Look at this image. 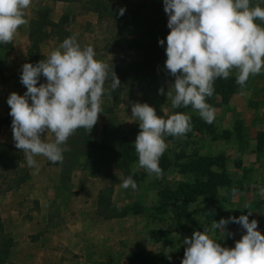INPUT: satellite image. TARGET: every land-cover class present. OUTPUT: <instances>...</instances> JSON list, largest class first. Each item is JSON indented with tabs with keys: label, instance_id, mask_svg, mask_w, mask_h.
<instances>
[{
	"label": "rangeland",
	"instance_id": "obj_1",
	"mask_svg": "<svg viewBox=\"0 0 264 264\" xmlns=\"http://www.w3.org/2000/svg\"><path fill=\"white\" fill-rule=\"evenodd\" d=\"M127 2L141 14H151L158 18L156 27L164 31L158 35L160 39L166 40L170 29L167 27L169 17L164 11L163 0ZM253 3H260L264 7V0H253ZM53 6L49 1L38 9L47 8L48 17L56 20L58 14ZM110 19L102 18L99 23L95 22L96 27L90 26L87 20L84 24L69 20L65 28L76 35L82 47L92 45L95 58L111 67H121L127 62L140 59V44L147 36L141 35L139 31L120 32L118 24ZM42 47L45 46L41 44L40 51ZM6 49L0 47V72L3 77L0 80V91L7 101L9 95L16 91L18 83L8 81L5 84L4 71L9 70L7 58L10 56L9 52L6 54ZM166 59V55L160 57L159 70L153 79L138 77L112 95H104L101 105L103 111L97 123L90 132L85 129L92 142L103 140L108 143L115 139L116 143H120L119 148L115 145L116 151L123 146L130 155L118 157L109 151L100 152L106 156V161L99 169L98 178L89 176L80 166L74 165L69 180L62 182L60 177L63 173H60L57 165L59 172L56 182L52 184V179L49 181L54 190L56 205L61 208L47 213L46 226L51 228L54 223L64 224L65 221L75 224L69 229L77 231L76 237L70 235L72 241L68 242L82 246V251L85 248L83 253L77 254L81 258L77 261L80 264H181L176 249L183 259L185 237L190 238L194 231H203L205 227L211 228L213 221L248 215L250 211L249 221L257 220V230L264 234V198L259 194V189L264 187V143L261 149L256 148L258 132H262L264 138V70L259 75L250 76L243 89L236 83L237 87L232 89L225 101L223 92L236 82V72L233 70L227 79H216L214 94L206 98V102L215 109V119L210 124L191 105L178 111L190 116L191 130L183 136L164 137L167 149L159 163H170L171 166L165 173L164 184L168 198L163 206L159 193L161 187L156 183L155 174L149 175L138 166L134 142L141 129L132 116L131 106L137 102L148 103L155 108L158 116L175 114L171 100L167 98V91H171L169 88L175 77L166 69ZM161 88L164 94H159ZM5 143L13 145L17 156L7 158L9 162L0 159V244L5 239L11 240L7 253H0V264H16L15 260L9 259L12 235L26 236L27 228L20 215L25 213L30 218L35 217L28 210L34 209L36 200H26L23 196L17 199L15 210H10L8 198L20 187V184L14 186L12 179L26 171V180L30 167L23 151L11 142ZM96 154L91 150L82 155L79 162ZM114 162H118L122 168H116ZM204 167L208 173H202ZM133 168L140 173L141 179L136 180L135 190L131 187L125 189L121 187L122 169L132 173ZM81 175L89 177L84 186L76 181H80ZM217 175L220 181L206 184L210 176ZM71 178L73 183L70 182ZM200 182L209 185L206 187L208 190L199 193L203 188L198 187ZM104 187L111 188L109 205L112 208L123 209L134 205L140 207V211L133 213L128 210L125 216L104 218L100 213L103 207L98 209L96 205V193ZM66 232L65 229L64 234ZM210 234L221 246L233 248L235 242L246 234V229L237 223H229L224 235L220 230ZM58 248L61 256L65 255L63 257L67 260L74 259L75 256L66 247Z\"/></svg>",
	"mask_w": 264,
	"mask_h": 264
},
{
	"label": "clouds",
	"instance_id": "obj_2",
	"mask_svg": "<svg viewBox=\"0 0 264 264\" xmlns=\"http://www.w3.org/2000/svg\"><path fill=\"white\" fill-rule=\"evenodd\" d=\"M32 0H0V43L8 44L18 29L27 23L26 12ZM168 15L165 67L174 83L167 91L174 109L191 105L207 123L215 119V109L206 102L214 94V81L227 79L233 70L236 83L243 87L250 76L264 70V7L253 0H163ZM124 8L118 10L122 16ZM165 41L159 40L163 46ZM92 45L81 46L76 35L65 38L46 59L35 66L22 65L20 82L27 91L12 92L10 106L12 132L16 148L23 151L29 167H36V156L52 163L63 161L69 137L80 128L92 130L102 113V97L115 91L120 80L109 65L96 58ZM41 76L45 83H39ZM111 79L110 89L105 82ZM164 94V89L158 90ZM244 92H241L243 95ZM31 101V102H29ZM132 116L141 131L134 147L138 166L149 175H162L159 160L167 149L164 137L183 136L191 130L190 116L181 112L158 116L148 103H134ZM54 134L46 142L44 133ZM38 171V168H37ZM132 175L123 179L121 187L137 188ZM264 198V187L259 189ZM249 215L221 218L211 228L194 231L185 237L186 245L181 264H264V234L258 231V221ZM229 223H237L246 234L235 247L221 246L213 238L214 230L225 234Z\"/></svg>",
	"mask_w": 264,
	"mask_h": 264
},
{
	"label": "trees",
	"instance_id": "obj_3",
	"mask_svg": "<svg viewBox=\"0 0 264 264\" xmlns=\"http://www.w3.org/2000/svg\"><path fill=\"white\" fill-rule=\"evenodd\" d=\"M58 1H68V0H58ZM81 5L82 10L86 11L89 10L96 15V23H99V20L102 18H111L114 24H118L119 31L124 32L129 31L127 33H135L139 31V33L143 36H147L145 41L140 44L142 55L140 59L134 60L131 62H127L121 67L113 66V70L115 71L117 77L120 80V86L117 89H121L130 85L136 78H148L153 79L159 70V62L160 57L162 58L166 55V47L167 41H165L164 45L161 46L159 44L160 35L158 33H163V29L156 27L158 23V18L152 17V15H143L141 14L137 8L131 7L128 4L127 0H78ZM120 8H124L125 12L122 16L118 15V10ZM49 10L47 8H40L36 10V17L32 18L28 21V46L25 51V60L26 63H31L35 66L41 59H46L47 56L40 51V45L47 39H55L58 42H63L65 38L72 36V33L65 28V25L69 21V17L67 15H59L56 20H51L48 17ZM264 26V22L256 21ZM167 37V35H166ZM0 47L11 48V43L4 44L0 43ZM110 71L112 69L109 66ZM2 74L0 72V80L2 79ZM45 78L41 76L39 83H44ZM111 86V79L105 82V89H110ZM237 87L236 82L232 85L228 86L227 89L223 92V100L227 99V96L231 93L232 89ZM116 89V90H117ZM115 90V91H116ZM115 91L108 92L106 91L104 95H112ZM190 106H187L189 108ZM185 107H180L174 109V112H178ZM12 118H10L7 114H3L0 116V126L5 125L8 127L10 132H12ZM264 143V138L262 136V132H258L257 136V149H261L262 144ZM115 145L119 148L120 143H116V140L113 139L112 141L106 143L103 140L100 142H92L86 133L84 128H80L76 131L74 135L69 137L66 145H62L65 147L66 150L63 152V161L52 163L48 161L47 164H56L60 167V179L62 182L69 180V173L73 169L74 165L80 166L81 169L85 170L89 176L98 178L100 176L99 169L105 164L106 156L100 154V152H111L116 156H124L128 157L130 155L128 149L123 148L121 146L120 150L116 151ZM94 151L97 154L91 157H87L79 162L81 156L87 154L89 151ZM17 150H14L13 145L10 143H5L0 141V159L3 161H7L8 159H12L16 157ZM8 158V159H7ZM9 162V160H8ZM174 162V161H173ZM114 166L116 168H122L118 162H114ZM160 168L162 169V175L156 178V183L161 187L159 190L160 195L162 196L161 205H166V199L168 198V193L165 190L164 178L165 173L170 169V163H159ZM201 169V167H198ZM205 171L208 173L206 167H204ZM123 179L126 178L128 175H132L131 172L128 170L122 169ZM27 176V172L21 175H17L13 180L14 186H18L19 184L23 183ZM218 178V179H216ZM133 179L139 180L141 179L140 173L135 171L133 175ZM218 180L220 181V176L217 175L215 177H209L206 184H210L211 182ZM209 185H204L202 182L198 184V187H203L198 192L201 193L204 190H208L206 187ZM111 188L104 187L99 188L96 193V205L99 209L101 206L103 207V212L100 211L104 218H111V217H122L128 213V210L133 213H138L140 211V207L131 205L130 207L126 208H112L109 205V194ZM202 190V191H201ZM108 192L105 195V192ZM2 231V225L0 223V232ZM11 242L10 239H5L4 242L0 244V253L6 254L8 251V244ZM176 253L179 256V262L182 261L180 258L181 254L179 255V250L176 249ZM140 258V257H138Z\"/></svg>",
	"mask_w": 264,
	"mask_h": 264
},
{
	"label": "crops",
	"instance_id": "obj_4",
	"mask_svg": "<svg viewBox=\"0 0 264 264\" xmlns=\"http://www.w3.org/2000/svg\"><path fill=\"white\" fill-rule=\"evenodd\" d=\"M49 1L53 3V7L58 16L67 15L69 20H74V22L78 23L82 22V24L87 20L90 26L96 27V15L89 10H82L78 0H32L30 7L25 10L27 23L18 29V32L11 42V48L6 49V54L9 52L10 56L7 58L9 70L4 71V81L5 84L8 81L17 82L18 86H16L15 92L19 95H23L27 91L26 87L20 82V77L22 73V65L26 63L25 51L28 46V21L35 18L36 10L46 2L49 3ZM42 44L45 47H42L41 52L46 56L60 45V43L54 39H47ZM0 95H2L0 96V116L7 114L12 118L9 114L10 106L7 104L6 96L3 97L1 91ZM42 138L46 142H51L55 139L54 134L50 132L42 134ZM0 141L15 144L13 134L5 125L0 126ZM35 160L37 162L36 166H38V171L36 167H30L28 178L20 184V187L16 189L17 191L8 198L10 202V210L11 208L13 210L14 207H16L17 199L23 196L26 200H36L34 209L30 208L28 210V212L33 213L35 217L30 218L26 216L25 213L20 215L23 224H25L27 228L25 233L26 236L12 235V251L10 252L9 259L15 260L16 264H80V262L77 261L81 258L77 254L83 253L85 248H83L82 251V246L77 244L72 245V243L68 242V240L72 241L70 235L76 237L77 231L69 229L75 224L73 222L68 221L67 223L65 221L64 224L60 223L56 225V223H54L52 226L53 228H48L46 226V223L48 222L47 213L51 211L53 212L57 208H61L60 205H56L54 190L52 189L51 183H49L51 179L52 184L56 182L59 168L56 164H47L49 160L44 156H36ZM71 177H73V175H71ZM88 178L89 177L86 175L85 177L81 175L79 178L80 181H78V179H76V181L77 183H82V186H84ZM70 182L73 183L72 178ZM28 206L29 205H27V207ZM65 229L67 234H64ZM58 246H63V249L66 247L68 252L71 251L75 256L74 259L67 260L63 257L65 255L61 256V253L58 252ZM87 264L90 263L87 262Z\"/></svg>",
	"mask_w": 264,
	"mask_h": 264
}]
</instances>
